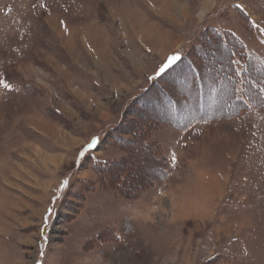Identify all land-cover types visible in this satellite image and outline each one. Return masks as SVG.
<instances>
[{
	"label": "rangeland",
	"instance_id": "1",
	"mask_svg": "<svg viewBox=\"0 0 264 264\" xmlns=\"http://www.w3.org/2000/svg\"><path fill=\"white\" fill-rule=\"evenodd\" d=\"M237 6L264 58V0H0V264H264L262 113L157 129L172 180L134 199L80 166L169 56L199 43L200 62L215 59L202 76L226 70L200 36L221 23L249 38ZM152 162H134L131 184L160 171Z\"/></svg>",
	"mask_w": 264,
	"mask_h": 264
},
{
	"label": "trees",
	"instance_id": "2",
	"mask_svg": "<svg viewBox=\"0 0 264 264\" xmlns=\"http://www.w3.org/2000/svg\"><path fill=\"white\" fill-rule=\"evenodd\" d=\"M237 8L238 14L247 21L250 30L243 31L250 32L249 38L239 31L225 28L221 23L206 28L200 36L202 41L209 42V46L214 47L216 44L224 54L229 55L230 63L226 70L225 66L217 67L216 71H222L220 74L212 76V71L210 77H203V70L210 71L215 59L200 62L198 54L204 53L207 56L209 50L205 53L206 49L202 45L194 44L192 48H197L196 57L191 56L192 49L182 52L178 72L152 79L150 86L128 102L126 118L111 128L103 138H93L92 141H97L95 147L88 148L92 141L84 147L80 166L93 169L105 189L114 191L118 196L134 199L139 197L145 187L172 180L174 166L165 158L163 146L157 141H149L157 129L170 127L174 130H188L198 124L234 119L253 111L264 115V58L257 54L260 27L242 7ZM224 83L229 93L226 94L228 98L223 107L230 101L233 104L226 112L219 111V105L223 102L221 95L225 92L222 90L219 94L218 88ZM185 106L190 107L188 113H185ZM49 116L63 122L60 116L58 118L51 113ZM102 151H117L125 155L107 158L104 154H98ZM147 151L151 154L153 165L160 171L150 176H141L145 182L131 184L129 169L134 168V162L144 158ZM81 182L86 190L96 189L97 184L94 182Z\"/></svg>",
	"mask_w": 264,
	"mask_h": 264
},
{
	"label": "snow or ice",
	"instance_id": "3",
	"mask_svg": "<svg viewBox=\"0 0 264 264\" xmlns=\"http://www.w3.org/2000/svg\"><path fill=\"white\" fill-rule=\"evenodd\" d=\"M181 61H182V57L180 56L179 53L169 56L167 60L159 66L156 72V76L162 78L165 75L171 74L173 72H178L180 70ZM0 85H2L5 88L9 87V85H7L2 80H0ZM96 143L97 141L93 140L92 143L88 145V148L95 147ZM173 159H175L174 156Z\"/></svg>",
	"mask_w": 264,
	"mask_h": 264
},
{
	"label": "bare ground",
	"instance_id": "4",
	"mask_svg": "<svg viewBox=\"0 0 264 264\" xmlns=\"http://www.w3.org/2000/svg\"><path fill=\"white\" fill-rule=\"evenodd\" d=\"M226 99V98H225Z\"/></svg>",
	"mask_w": 264,
	"mask_h": 264
}]
</instances>
